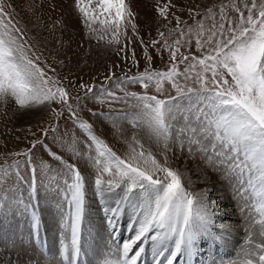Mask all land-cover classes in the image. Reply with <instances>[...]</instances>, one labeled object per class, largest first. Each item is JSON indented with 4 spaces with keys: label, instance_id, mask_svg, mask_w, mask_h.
I'll list each match as a JSON object with an SVG mask.
<instances>
[{
    "label": "snow or ice",
    "instance_id": "snow-or-ice-1",
    "mask_svg": "<svg viewBox=\"0 0 264 264\" xmlns=\"http://www.w3.org/2000/svg\"><path fill=\"white\" fill-rule=\"evenodd\" d=\"M92 4L93 0H75V8L89 33L97 34L93 25L99 22L106 26L101 31L111 32L108 43L120 44L121 35L127 38L128 25L136 32L137 24L132 19L135 13L126 0H97L94 7ZM177 6L178 0L163 3L157 0L155 6L165 21H169V16L175 20L169 35L178 33L169 43L165 34L158 32L169 54L167 70L151 68L148 48L151 46L159 52L160 41L152 39L144 44L141 38L147 66L135 76L116 78V87L124 92L123 96L103 84L83 82L82 78L78 85L69 82L71 87L77 88L73 96L56 68L46 58L42 59L40 46L48 44L47 38L38 39L39 33L28 35L31 29L44 27L35 8L31 4L27 6L35 22L21 24L11 19L15 13L11 0H0V108L6 109L14 103L18 110L35 109L41 114L37 117V130L41 137L53 133V141L58 136L59 120L67 112L90 141L84 142L87 152L79 150L80 141L75 134L70 140L61 141L65 151L91 166L88 176L76 164L48 149L44 139L31 129L30 134L36 137L29 141L31 147L0 154L5 158V163L0 165L3 178L0 183L15 176L7 191L0 188V215L6 217L11 209L23 205L26 211L31 210L32 227L37 232L40 217L30 203H25L21 191V185L27 183L28 200L36 197V167H31V176L26 181L20 174L21 161L13 160L9 164L6 157L23 156L31 165L33 149L41 145L63 165L53 176L52 166L45 160L40 161L41 174L48 182L41 181L39 186L46 194L62 193L67 203L66 211L57 205L61 210V240L56 250L59 259L55 253L47 258L42 249L29 264H90L88 260H81L90 251L96 264H138L149 244L155 264H161L159 258L165 253H168L166 264H177L178 259L181 264H197V258L205 251L204 245H207L208 258H201L199 264H224L217 261L214 252L217 246L227 244L233 234L234 225L222 219L229 213L217 200L209 198L210 188L191 190L195 181L189 175L186 162L176 166L178 158L175 161L172 158L174 147L181 154L187 149V156L193 162L199 157L203 167L197 165L196 171L201 174L202 182H210L207 168L218 173L231 187L247 235L243 258L230 260L228 264H264V0H219L202 10L199 4L180 8L181 12L187 11L192 24L176 14ZM67 27V22L61 18L55 20L48 31L55 35L57 30L63 32ZM99 39L104 36L99 35ZM193 40L195 51H192ZM56 43L60 45L57 54L65 51L62 40ZM131 58L134 64L139 63L134 50ZM56 63L64 66L65 60ZM181 65H184L183 70ZM126 82L140 84L145 89L144 94L125 91L122 85ZM166 83L175 95L161 98L148 94L151 86L163 95ZM89 101L100 105L108 103L109 111L87 108ZM113 103L127 104L135 111L112 109ZM85 108L97 122L111 124L114 134L128 145L126 156L118 155L97 135L93 123L80 116ZM45 111L50 113L47 120L43 116ZM123 122L134 130L130 138L125 137ZM141 132L158 149L156 153L145 147ZM90 187L105 205L107 224L114 232L125 211L131 210L129 228H134L135 235L122 244L117 243L115 249L106 245L107 251H103L91 244L85 247L82 242ZM109 199L112 204L108 203ZM254 235H259V242L253 239ZM0 243L7 247L6 233ZM12 246H16L14 241ZM0 264H12V261L0 260Z\"/></svg>",
    "mask_w": 264,
    "mask_h": 264
},
{
    "label": "rangeland",
    "instance_id": "rangeland-1",
    "mask_svg": "<svg viewBox=\"0 0 264 264\" xmlns=\"http://www.w3.org/2000/svg\"><path fill=\"white\" fill-rule=\"evenodd\" d=\"M11 2L13 4V7L15 8V13H13L11 16L13 22L20 21L21 24L28 23L30 20L32 22H35V16L30 13L27 8V6L30 4L35 8L36 15L41 16L44 22V27L31 29L28 35L35 36L37 35V33H39L40 35L38 36V39L41 37L47 38V40L49 41L48 44H42L40 46L43 50L42 59L46 58L48 62L56 68V72L59 75V78L62 79L63 84L69 88V91L72 93L73 96L77 94V88L71 87L69 82L78 85L79 82H81V78L83 82L95 83L97 86L103 84L111 91L116 92L118 96H123L124 92L120 91V89L116 87V78L125 76L131 77L137 75L138 72L144 71L145 67L147 66L144 57V44H148L149 41L152 39L160 41V44L157 45V48L161 49L159 52H157L156 48H153L151 46H149L148 48L149 54L152 56L151 68L155 70H167V66L169 65V54L168 51L163 48V40L158 35V32H163L165 34V37L168 39L169 43H172V41L175 40L178 35V33H173L172 35H169L170 30L175 27V20L174 18L169 16V21H171L169 22L165 21L162 17L159 16L155 8L157 0H126V3L131 6L132 11L135 13V16L132 19L133 22L137 24V30L136 32H133L131 25H128L127 38L124 35H121L120 44L108 43V40L111 38V32L109 31L105 33L101 31V29L106 26L101 25L99 22L93 25V27L98 30L97 34L93 35L89 33L84 27L81 14L75 8V0H11ZM96 2L97 0H93V7L95 6ZM160 2L163 3L164 0H160ZM213 2L219 3V0H178L176 14L180 15L182 20L187 21L188 24H192L193 21L189 18L187 11L185 10L181 12L179 11V9L185 8V6L187 5L199 4L201 5L202 10L205 6H208ZM61 18H63L67 22L68 27L63 32L57 30L58 33H55V35H53L51 32L48 31V27L52 25L55 20ZM197 19H199V17H197ZM29 27L31 28L30 24ZM57 27L59 28V26ZM181 27H184V25H181ZM99 35H103L104 39H99ZM141 38L143 39L144 44L140 43ZM57 40H62L64 42L65 51L60 52L59 54H57L56 51L60 47V45L56 43ZM125 45H127V47H125ZM192 45V51H195V40H193ZM122 48L124 49V51H120V49ZM133 50L136 54V60L139 62L138 64H134L132 61L131 57ZM181 51H185V49L181 48ZM54 56L55 60H53ZM61 59L65 60L64 66H61L56 63V61ZM183 67L184 65H181V70H183ZM113 73L115 75H112ZM49 74L51 75V73ZM106 76H111L112 79L106 80ZM122 87L127 92H135L140 94H144L145 92V89L140 84L126 82L122 85ZM164 87L166 91L163 95L156 93L154 87L151 86L147 90V92L150 95H160L161 98H164V96L168 94L175 95V91L169 89L167 83L164 85ZM94 91L97 90L94 89ZM80 94L83 95L82 92H80ZM111 107L115 110L123 109L124 111H135V109H130L127 104L123 103H113ZM87 108H92L94 111L97 112H107L109 111V104L105 103L103 105H100L95 101H89L87 103ZM87 108L80 112V116L84 119H87L90 123H93L97 135L101 136L104 140H106L108 145L114 151H116L118 155H120L121 157L126 156L128 153V145L124 143V141L120 137L114 134V129H112L111 124L107 121H104L102 123L97 122L96 117H93L91 113L87 111ZM39 115L41 114L35 109L18 110L17 106L14 103L10 104L6 109L0 108V154L20 152L26 148L31 147L29 141L35 139L36 137H33L30 134L29 129H31V132H36L37 137H41V133L37 130L36 127V125L39 123V121L37 120V117ZM43 116L44 119L47 120L50 117V113L45 111L43 113ZM43 126L47 125L44 124ZM122 128L125 130V137L130 138L132 131H134L131 125L127 122H123ZM57 134L58 136L55 141H53L52 139L54 135L53 133H49L48 137L41 138L44 139V143L47 145L48 149H51L52 152L63 156V158L69 161L70 163L76 164L77 167H79L82 172L86 176H88L92 172L91 166L86 165L83 160L74 158L71 153L64 150V147L61 143L62 140H70L72 135L75 134V136L80 141L79 150L81 152L88 151L84 143L85 141H88L86 134H84L73 123L72 119L69 117V114L67 112H65L64 116L61 117V119L59 120ZM145 138L146 137L141 132L140 139L145 144V147H147ZM88 142L90 143V141ZM152 145L155 147V145L151 143V147ZM33 153L34 155L32 158L31 165L25 162L26 158L23 156H7L6 159L9 164H11L13 160L21 161L20 174L25 178L26 181L31 176V167H36V179L38 188L37 195L34 198L35 200H31L32 203L28 200L27 183H23L21 185V191L23 192V198L26 201L25 203H30L33 206L32 210H35L39 215V209L43 205V201L36 199H39V195H47L46 202L52 199L53 194L56 196H63V194L59 192H50L46 194L44 188L39 186L41 181H43L44 183L48 182L47 177L41 174L40 161L45 160L49 165L52 166V169L55 170L51 173V175L53 176H55L57 172H60L63 169V165L59 161L54 160L53 157L50 156L45 150V148H43L41 145H37L36 148L33 149ZM4 163L5 158L0 157V165H3ZM2 179L3 178L0 177V180ZM14 180L15 176H12L3 183H0V188H3L5 191H7L9 185L14 183ZM61 187H63V184H61ZM8 194L11 195V193ZM88 195H90L89 190L87 193V201L89 200ZM115 198L118 199L119 197L116 196ZM98 199L99 197L96 196L97 202L95 203L93 209L97 211V215H101L100 224L105 227L106 232H108L107 238L109 239V234H111L110 237H112L114 231L107 224V220L104 219L106 218L105 213L100 208H104L105 205L101 204L100 199ZM52 201L55 203L56 200L52 199ZM50 203L52 204L51 201ZM108 203L112 204L113 201L109 199ZM21 206L24 207L23 205ZM63 209L66 211V208ZM23 211L25 213L24 218L26 217L25 220L27 221L26 227L29 228L30 231H32L33 227L31 221V210L26 211L24 208ZM18 214L20 215V213ZM130 215L131 210L129 213L125 212L124 215L119 219L118 227L116 229V233L120 231V242L122 243L124 242V240L130 239L132 236L135 235L134 228L130 230L128 225L131 223ZM86 219L85 224H88ZM222 219L228 223H231L232 225H234V227L235 225L238 226L239 224V222L237 223L229 216L222 217ZM219 222L220 220L217 221V223ZM40 225H42V223H40ZM45 232L47 234L46 236L44 235ZM54 232L55 234H57V231ZM54 232L52 230L49 231L46 225H44L43 232H40V234L44 236H40V240L41 238H44V240L40 241L42 245L45 244L49 235ZM31 234L33 237L36 236V233L34 231H32ZM59 234H61V232ZM84 234L87 239L90 236V238L88 239L89 241H91L90 239H93L92 241H94V238L96 236V230L89 226L87 234L86 231L84 232ZM114 236L115 237L112 240L116 238V235ZM26 237H24V239H26ZM244 237L245 236L243 234H238L237 232L235 233L233 231V234L229 239L228 243L223 245L225 251L228 253V257L217 261H224L225 264H228V261H230L232 258L234 260L237 250L242 247V243H245ZM30 240L28 239V243L30 242ZM92 241L91 244L94 243ZM109 241L112 242L110 239ZM53 242H55L54 239ZM92 247L95 248L94 246ZM206 247L207 245H204V248ZM56 250L51 251L50 253H55L57 259H59V254ZM87 254L90 255V263L95 264L96 258L92 255V252L90 251ZM50 258L51 255L49 259Z\"/></svg>",
    "mask_w": 264,
    "mask_h": 264
},
{
    "label": "bare ground",
    "instance_id": "bare-ground-1",
    "mask_svg": "<svg viewBox=\"0 0 264 264\" xmlns=\"http://www.w3.org/2000/svg\"><path fill=\"white\" fill-rule=\"evenodd\" d=\"M55 33H58L56 31ZM97 55V54H96ZM146 146L150 147L153 151V153L157 152V149L152 145L151 147V142L145 138ZM173 153H175V156H173V160L175 161L176 158H178V163H176V166H182L185 162L187 163V168L189 170V175L191 176V179L195 181V183L191 186L192 191H200L201 189L207 187L210 188V191L208 193V196L210 199L217 200L218 203L220 204L222 209H226L228 211L229 217H231L233 220H235L237 223L239 222L238 226L235 225L233 231L236 233H241L243 234L244 240L246 239V232H245V222L240 214V212L236 208V201L233 199V194L231 187L228 185L226 181H223L219 178V174L216 172H213L211 169L205 168V171L207 172L208 176L211 178L210 182H202L200 180V173L196 171V166L199 165L200 167H203L202 162L199 160V157L197 156V160L193 162L191 159L188 158L187 156V149H185L184 153L181 154L175 147L173 148ZM172 154H170L171 156ZM159 158V157H158ZM183 170V168H182ZM89 200L87 201V223L83 225V233H82V238H83V244L85 247H88V239L86 238L84 232L89 229V226L91 228H94L96 230V236L93 239H90L89 244L94 246L95 248H100L103 251H107V248L105 247L106 245L111 247L112 249H115L114 242H110L109 239L113 238L114 234L116 231L112 234V237H110L109 234V239L107 238L108 232H106L105 227L100 224V219L101 215H97V211L94 208L95 203L97 202L96 196L94 195L91 187L89 188ZM63 196L61 195H54L52 196V199L56 200L55 203L51 200H48V204L46 202L47 198L45 195H39V199L36 198L37 200H41L42 202V207L39 209V217H40V225L38 232L33 229L36 234V236H32L29 228H27V221L25 220L24 216V207L21 205L16 206L14 209H11L8 213V215L5 217L3 215H0V238L3 237V235L6 233L9 243L7 247L4 246L3 243H0V260L3 261H8L9 259L12 261V264H29V261L31 258H33L35 253H38L40 251L39 247L35 244L34 239L36 238L37 240L41 241L44 240V238H41L40 236L44 237L40 234V232H43L44 230V225L50 230L57 231L55 234L51 233L48 237V241L46 240L45 245L48 246V250L54 251L57 248L60 247V240H61V232L60 229V216H61V210L57 207V205H61L63 208H66L67 210V203L64 200ZM35 200V199H34ZM99 200V199H98ZM33 201V199H32ZM45 201V202H44ZM52 202V204L50 203ZM26 202V201H25ZM31 202V201H30ZM32 203V202H31ZM41 204V203H40ZM103 208V207H102ZM100 208L102 211L103 209ZM126 213L130 212V209H127L125 211ZM20 213V215L18 214ZM19 215V216H18ZM28 215V213H27ZM253 215L258 219V215L253 213ZM29 217V216H28ZM100 217V218H99ZM104 218V217H103ZM106 219V218H104ZM29 220V218H28ZM241 221V224H240ZM236 223V224H237ZM44 224V225H43ZM129 225V224H128ZM88 226V227H87ZM259 230V225L256 227V231L258 232ZM48 231V230H47ZM30 233V234H29ZM49 233V232H48ZM117 236L120 235L119 232L116 233ZM46 236V232L44 233ZM92 235V234H91ZM27 236V237H26ZM121 236V235H120ZM26 237V239H24ZM31 237V238H30ZM34 238V239H33ZM56 238V239H55ZM92 238V237H91ZM119 238V236L117 237ZM28 239L30 242L28 243ZM53 239L55 242H53ZM253 239L257 242L260 241L259 235H254ZM15 242L16 246H12V242ZM112 241V240H111ZM238 241V240H237ZM150 244L146 246V251L140 258V262L142 264H155V261L153 259L151 250H149ZM135 250V249H134ZM50 253V252H49ZM239 253V259L243 258V253L242 249L238 251ZM51 255V253H50ZM168 253H165L163 257H160L161 259V264L166 263V257ZM85 258H90V255H83ZM50 257V256H49ZM48 257V258H49ZM39 258V257H37ZM144 259V262H143ZM179 260V259H178ZM177 260V261H178ZM94 263V261H93ZM96 264V263H95Z\"/></svg>",
    "mask_w": 264,
    "mask_h": 264
}]
</instances>
